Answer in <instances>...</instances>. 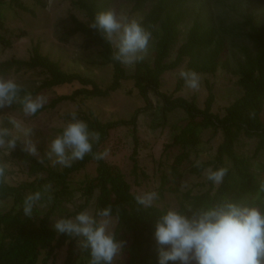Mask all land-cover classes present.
<instances>
[{"label":"trees","instance_id":"obj_1","mask_svg":"<svg viewBox=\"0 0 264 264\" xmlns=\"http://www.w3.org/2000/svg\"><path fill=\"white\" fill-rule=\"evenodd\" d=\"M126 1L134 4V11H144L142 24L152 32L154 38L153 61L144 60L135 64L133 75L129 76L125 66L110 59L111 46L96 30L88 26L98 11L110 8L112 0H73L74 6L85 13L87 21L72 14L74 27L67 31L66 38L81 34L84 36L86 49H99V57L113 68L110 86L103 88L89 76L64 70L59 61L42 52L40 43L33 47L29 59L12 55L0 61V76L7 77L12 72L21 71L37 72L43 77L40 85H21L33 96L45 89L80 84L69 94H58L36 115L54 110L68 101L108 97L122 87L124 80L133 79L134 87L145 100L146 106L137 108L130 119L103 122L92 110L77 114L79 119L88 123L91 130L101 133V140L93 151H103L102 147L112 130L120 126L132 127L135 145L131 159L134 171H137L140 147L138 121L141 114L152 110L150 91H153L163 100L164 116L168 112L182 109L188 118L184 126L174 129L172 139L165 146V150L174 156L172 175L177 178L180 167L185 163L198 176L208 168L215 170L224 167L228 170L221 184H214L207 179L201 184L205 187L204 190L194 193L193 189H189L178 196V209L186 212L188 209L196 210L230 199L264 211V190H261L264 187V162L257 160L264 152V23L256 22L254 13L249 11L241 21H234L228 26L220 18L215 23L210 6L202 2L201 12L193 20L185 40L177 47L175 59L168 62L180 41L181 25L189 15L190 0ZM36 2L44 6L42 0ZM235 3L231 5L234 6ZM145 7L149 9L145 11ZM8 8H19L35 15L34 8L24 4L22 0H0V56L5 50L12 48L14 36L22 37L26 34L25 31L16 33L6 26L5 12ZM230 46L240 53L235 56L233 64L225 56V51L228 52ZM186 60L188 69L197 73L215 74L223 68L237 77V85L242 93L226 107L223 116L212 111L216 95L208 80L206 85L209 93L204 108L198 106L195 97L189 100L161 91L163 75ZM179 89L180 86L177 87ZM8 109L21 108L19 104H14L11 108L0 110V123L11 129L13 126L8 121L11 118ZM210 128L214 129L215 134H222L216 154L210 160L193 164L191 155L193 152L199 153L201 134ZM242 135L257 141L256 150L251 156L237 151ZM91 162L97 164L96 175L87 177L80 187H72L71 177ZM0 164L5 165L6 176V180L0 183V264H57V252L61 249H65L66 253L63 264H89V253L79 250L77 239L57 235L52 219L57 210L67 211L68 204L73 205L74 210L67 212L65 217H74L78 212L87 210L94 200L95 212L108 205L112 206L113 219L117 221L114 230L116 238L126 241L124 247L128 259L124 264H158L154 224L167 208L155 205L144 208L137 204L135 196L138 194L132 191L119 167L111 165L105 159L97 161L91 155H86L83 160L73 162L69 168H59L53 166L47 157H44L42 163L38 162L37 158L22 152L19 145L15 151L9 150V155L0 157ZM19 176L25 178L21 179ZM166 183L167 178L164 179L163 186ZM47 184L52 185L49 194L53 199L49 202L45 195L40 202L46 203L48 210L43 213L36 206L32 217H26L22 209L25 196L42 191ZM173 190L178 192L177 188ZM7 202H11V206L8 209L2 208Z\"/></svg>","mask_w":264,"mask_h":264},{"label":"rangeland","instance_id":"obj_2","mask_svg":"<svg viewBox=\"0 0 264 264\" xmlns=\"http://www.w3.org/2000/svg\"><path fill=\"white\" fill-rule=\"evenodd\" d=\"M24 4L34 8L35 15L25 12L19 8L6 9V26L16 33L25 31L22 37L14 36L13 46L0 56L3 61L12 55L20 59H29L33 52V47L41 44L44 54L49 55L53 60L61 63L64 70L69 72H79L85 76L95 79L103 88L110 86L113 81V68L107 65L99 57L98 48L86 49L84 47V36L77 34L71 38H66V33L74 27L71 15H76L82 21H87L85 13L77 9L73 0H42L44 6H41L36 0H22ZM206 2L213 13L215 23L223 19L225 26L230 25L234 21H241L243 15L249 11L253 12L255 20L258 23H264V0H190L189 15L181 25L182 35L178 45L174 48L168 62L176 57L177 47L185 40L187 32L190 29L193 20L198 17L201 12L200 5ZM236 2L234 6L231 4ZM226 4V5H224ZM236 6V7H235ZM110 8L117 11H124L137 19L142 20L144 11H134V4L126 0H112ZM149 7H145L147 11ZM220 18V19H219ZM240 53L235 47L228 48L225 51L233 64L235 56ZM154 58V38L152 37L150 51L145 60L152 62ZM127 74L133 75L134 66H125ZM180 68L188 69L187 60L179 67L165 73L162 77L161 91L172 95L173 97L182 96L189 100L196 98L200 108L205 107V101L209 90L206 85L208 80L213 87L216 95V101L212 111L215 114L223 116L225 109L231 105L237 97L242 93L237 85V77L220 68L215 74L198 73L201 77V87L199 91L193 92L184 86L182 80L178 78L177 72ZM7 77L14 78L20 85L34 87L41 84L42 76L35 71L12 72ZM76 85H67L53 89H45L39 94L47 97V104L58 94H69ZM180 89L177 90V87ZM150 98L153 104L152 110L145 114H141L138 121V139H139V155L138 170L134 171V162L131 154L134 149V132L132 127L120 126L110 132L107 142L103 145V151L109 150V155L105 160L113 166L119 167L125 175L126 180L132 187V191L142 194L145 191H156L159 194V200L154 203L160 208H177L179 207V198L185 191L193 189L194 193H198L205 189L201 184L207 181V170L198 176L187 168V163L180 167V175L175 178L172 175V163L174 156L165 150L166 144L170 142L174 135V129L185 125L187 114L182 109L163 114V100L153 91H150ZM146 106V102L134 87V80L127 79L122 83V87L112 92L105 98L86 99L84 101H68L58 105L54 110L43 111L38 115L25 117L21 110L8 109V115L18 121H22L25 127L33 128L32 139L37 141V148L41 157H46L48 144L62 130L63 125L70 119V113L78 114L81 111L88 112L92 110L103 122L113 121L117 119H130L135 110L139 107ZM214 129L210 128L201 134V143L199 145V153L193 152L191 162L199 164L202 161L214 158L216 150L222 141V134L214 133ZM13 129V135H16ZM241 144L237 146V151L244 155H253L257 141L242 135ZM9 155L8 149H1L0 157L4 158ZM258 161L264 162V152L258 156ZM50 161V160H49ZM52 164V162L50 161ZM11 167L10 164L7 165ZM56 167L62 168L60 165ZM97 164L91 162L85 169L74 174L71 177L72 187L78 188L87 177L96 175ZM18 170L17 166L13 167ZM25 178V176H19ZM167 183L163 186L164 179ZM178 190L174 192L173 189ZM79 203V202H78ZM11 202L4 203L2 208L8 209ZM40 210L45 213L48 205L39 202L37 205ZM67 211L57 210L52 222L65 217L67 212L73 211V205L68 204ZM95 214V200L87 209ZM117 221L113 219L112 230H115ZM66 257L65 249L57 252V264H63ZM128 255L126 247L115 258L113 264H124L127 262Z\"/></svg>","mask_w":264,"mask_h":264},{"label":"clouds","instance_id":"obj_3","mask_svg":"<svg viewBox=\"0 0 264 264\" xmlns=\"http://www.w3.org/2000/svg\"><path fill=\"white\" fill-rule=\"evenodd\" d=\"M88 26L111 46L110 59L114 62L130 67L143 62L149 54L152 32L143 26L142 20L127 12L113 8L98 11ZM177 75L187 89L199 91L201 77L195 70L180 68ZM47 102L46 96H33L14 78L0 76V110L19 104L25 117L35 116ZM8 121L11 129L0 123V149L15 151L19 145L22 152L42 163L44 157L40 156L37 141L32 139L33 128L13 118ZM100 140L101 133L91 130L86 121L72 112L49 142L45 156L53 166L63 168L71 167L86 155L100 161L109 155L108 149L93 151ZM227 171L224 167L208 168L207 179L219 185ZM5 180V165L0 164V183ZM51 190L52 185L47 184L42 191L26 195L23 214L32 217L34 207L45 195L51 202ZM135 200L144 208H151L159 194L145 191L136 195ZM112 213L111 205L95 214L82 210L74 217L55 220L53 229L57 235L77 239L79 250L89 253V264H113L126 241L116 238ZM154 240L158 264H264V211L230 199L186 212L168 208L155 221Z\"/></svg>","mask_w":264,"mask_h":264}]
</instances>
